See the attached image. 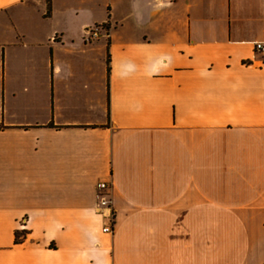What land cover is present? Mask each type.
<instances>
[{"label": "crops", "instance_id": "0c3cea01", "mask_svg": "<svg viewBox=\"0 0 264 264\" xmlns=\"http://www.w3.org/2000/svg\"><path fill=\"white\" fill-rule=\"evenodd\" d=\"M257 43L264 0H0V264H264Z\"/></svg>", "mask_w": 264, "mask_h": 264}, {"label": "built area", "instance_id": "2783aa9c", "mask_svg": "<svg viewBox=\"0 0 264 264\" xmlns=\"http://www.w3.org/2000/svg\"><path fill=\"white\" fill-rule=\"evenodd\" d=\"M111 32L110 23L97 24L84 30V41L93 43L103 38H108ZM256 51L264 54V43L255 45ZM112 186L108 182H99L96 186V212L107 220L103 231L113 234L116 226V213L111 195Z\"/></svg>", "mask_w": 264, "mask_h": 264}, {"label": "trees", "instance_id": "16d2710c", "mask_svg": "<svg viewBox=\"0 0 264 264\" xmlns=\"http://www.w3.org/2000/svg\"><path fill=\"white\" fill-rule=\"evenodd\" d=\"M20 235H21V234H18V241H19V239H20V238H19ZM20 237H21V236H20Z\"/></svg>", "mask_w": 264, "mask_h": 264}]
</instances>
